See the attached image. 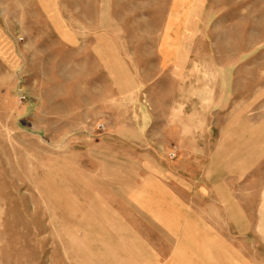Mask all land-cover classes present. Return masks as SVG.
Masks as SVG:
<instances>
[{
  "label": "rangeland",
  "instance_id": "374dc122",
  "mask_svg": "<svg viewBox=\"0 0 264 264\" xmlns=\"http://www.w3.org/2000/svg\"><path fill=\"white\" fill-rule=\"evenodd\" d=\"M0 264H264V0H0Z\"/></svg>",
  "mask_w": 264,
  "mask_h": 264
},
{
  "label": "crops",
  "instance_id": "0c3cea01",
  "mask_svg": "<svg viewBox=\"0 0 264 264\" xmlns=\"http://www.w3.org/2000/svg\"><path fill=\"white\" fill-rule=\"evenodd\" d=\"M146 186H147V184H146ZM144 191H145V190H144ZM145 192H148V191H145ZM146 196H149V199L151 198V200H152V198H153L152 191H151V194H150V193H146ZM149 199H148V200H149ZM148 200H147V201H148ZM198 238H200V240L203 239V238H205V237H204V233H201V235L198 236ZM213 238L219 239L218 237H213Z\"/></svg>",
  "mask_w": 264,
  "mask_h": 264
},
{
  "label": "built area",
  "instance_id": "2783aa9c",
  "mask_svg": "<svg viewBox=\"0 0 264 264\" xmlns=\"http://www.w3.org/2000/svg\"><path fill=\"white\" fill-rule=\"evenodd\" d=\"M20 99H24V95H21Z\"/></svg>",
  "mask_w": 264,
  "mask_h": 264
}]
</instances>
